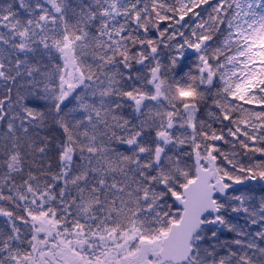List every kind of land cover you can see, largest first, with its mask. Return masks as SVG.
I'll return each instance as SVG.
<instances>
[{
    "label": "snow or ice",
    "instance_id": "6c2138e0",
    "mask_svg": "<svg viewBox=\"0 0 264 264\" xmlns=\"http://www.w3.org/2000/svg\"><path fill=\"white\" fill-rule=\"evenodd\" d=\"M0 264H264V0H0Z\"/></svg>",
    "mask_w": 264,
    "mask_h": 264
}]
</instances>
